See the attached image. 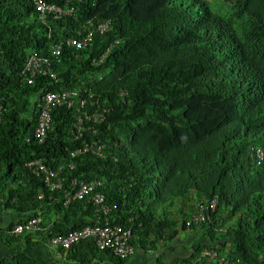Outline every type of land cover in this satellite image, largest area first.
Listing matches in <instances>:
<instances>
[{
    "label": "trees",
    "instance_id": "trees-1",
    "mask_svg": "<svg viewBox=\"0 0 264 264\" xmlns=\"http://www.w3.org/2000/svg\"><path fill=\"white\" fill-rule=\"evenodd\" d=\"M46 1L73 10L43 21L31 0H0V207L40 216L50 231L10 236L12 222L0 230V243L52 247V236L94 225L93 200L65 202L63 189L74 178L97 179L108 224L130 229L135 250L195 234L189 254L170 264H217L204 249L264 264V0ZM88 20H109V29L83 49L62 43L57 80L23 79L30 54L48 55ZM46 88L78 90L86 102L54 108L39 142L33 134ZM95 108L105 118L76 139V116ZM33 159L62 166L65 185L50 190L28 165ZM201 207L204 219L187 225ZM57 250L63 264H126L131 257L92 239ZM0 264L38 263L19 251Z\"/></svg>",
    "mask_w": 264,
    "mask_h": 264
},
{
    "label": "built area",
    "instance_id": "built-area-1",
    "mask_svg": "<svg viewBox=\"0 0 264 264\" xmlns=\"http://www.w3.org/2000/svg\"><path fill=\"white\" fill-rule=\"evenodd\" d=\"M31 1L39 13L40 19L42 20H46L49 15H52L53 18H60L63 14H65L63 13V8L55 3H47L45 0ZM69 11H72V8H70L67 13H70ZM107 28L108 22L94 23L92 20H88L86 26L78 32V35L69 38L67 43L77 48L84 47L93 39L96 33L102 35L105 33ZM59 51L60 45H54L51 47L52 56H56ZM54 59V57L50 58L48 56H40L37 53L30 55L22 71L26 74L27 82H33V77L38 73L49 74L50 77L55 79L56 75L51 70V64ZM76 95V91L69 90L62 92L47 91L42 95L38 120L34 129V137L39 142H43L47 137L48 130L50 129L51 112L53 108L62 104H66L68 107L72 106L74 104L73 98L76 99ZM79 103L82 106L85 103V100H81ZM3 110L4 107L0 102V119L3 114ZM103 119V111L95 110L92 114L85 111L83 115H78L75 119L72 125L71 133L76 139H79L83 136L86 129L91 128L90 123L100 122ZM85 125H87V127H85ZM89 147L94 149L97 154L101 155V144L92 143ZM85 148H87V146H85ZM257 153L258 158L263 156V151L261 149H257ZM28 165L34 173L43 177L50 189L61 185L63 178L59 176V169L62 168V166L55 169L45 164L41 159H33L28 162ZM71 184L74 185V187L77 186V190L69 197V199L88 196L91 200H93L95 205L100 206L103 212H107L109 210L108 206L103 205V194L94 192L96 187L100 184L99 181H79L77 179H72ZM210 205L211 209H213L215 206V200H212ZM203 219L204 208L201 207V209L194 216L188 219L186 223L187 225H190L191 223H198ZM40 223V216L29 218L25 222L13 226L9 234L17 236L29 231L39 230L41 229ZM130 236V229H124L121 225L108 224L106 221L103 226H87L80 230H73L65 235H55L50 239V242L54 245H60L64 248H68L82 239L91 237L95 239L96 244L101 248L113 245L114 252L124 259L130 256L134 251V247L128 244ZM202 255L217 260V264H239L238 262L228 259L225 256L217 257V253L214 250L204 249L202 251Z\"/></svg>",
    "mask_w": 264,
    "mask_h": 264
},
{
    "label": "crops",
    "instance_id": "crops-1",
    "mask_svg": "<svg viewBox=\"0 0 264 264\" xmlns=\"http://www.w3.org/2000/svg\"><path fill=\"white\" fill-rule=\"evenodd\" d=\"M29 215L30 214H22L0 207V230H5L10 223H18L21 220L26 219ZM55 219L59 221V218ZM47 232L48 229L43 228L38 232H33L31 236L36 239L37 237L42 238L47 236ZM27 234L28 233H25L22 236ZM195 237V234L181 235L179 238L180 241H175L171 245L168 243L152 252H146L142 249L135 250L134 254L128 259L126 264H170L173 259L181 258L189 254L188 248ZM19 251H25L30 256L35 257L38 264H63L61 259L66 256L65 254L64 256H61L58 251L55 252L54 248L49 246L43 247L42 245H36L30 247L26 244L11 246L0 243V260Z\"/></svg>",
    "mask_w": 264,
    "mask_h": 264
},
{
    "label": "clouds",
    "instance_id": "clouds-1",
    "mask_svg": "<svg viewBox=\"0 0 264 264\" xmlns=\"http://www.w3.org/2000/svg\"><path fill=\"white\" fill-rule=\"evenodd\" d=\"M46 1V0H45ZM47 2V1H46ZM31 3H32V1H31ZM50 3H52V2H50ZM33 4V3H32ZM34 6V5H33ZM35 8V7H34ZM70 8H72V10H73V7H69V8H67V9H64L63 8V13H65V14H63V15H68V14H70L71 13V11H69L70 13H67V11L68 10H70ZM36 10V9H35ZM37 11V10H36ZM37 13H38V11H37ZM62 15V16H63ZM38 16H39V13H38ZM61 16V17H62ZM49 17H51V18H53L52 17V15H49L48 17H47V19L49 18ZM40 18V17H39ZM46 19V20H47ZM55 19H58V18H55ZM42 20V19H41ZM43 21H45V20H43ZM93 21V20H92ZM94 22V21H93ZM102 22H108V28H107V30L109 29V20H105V21H102ZM95 23V22H94ZM98 23V22H97ZM86 25H84L83 26V28L85 27ZM82 28V29H83ZM82 29H79V30H77L76 31V33L74 34V35H72V36H69V37H67V38H64V40H61L60 42V44H56V45H60V49H61V44L62 43H66V44H69V43H67V40L69 39V38H71V37H75V36H77L78 35V32L79 31H81ZM107 30L105 31V33L107 32ZM104 33V34H105ZM96 34H98V33H96ZM95 34V35H96ZM104 34H102V35H104ZM94 35V36H95ZM99 36H102V35H100V34H98ZM94 38V37H93ZM93 40V39H92ZM92 40L87 44V45H89L91 42H92ZM69 45H71V44H69ZM86 45V46H87ZM54 46V45H53ZM73 46V45H72ZM86 46H84V47H81V48H77V49H83V48H85ZM75 47V46H74ZM111 47V45L108 47V49L107 50H109V48ZM50 53L48 54V55H41V54H39V53H37V52H34V53H37L38 55H40V56H48V57H50V58H52V57H54L55 59L52 61V64H51V70L55 73V75H56V78L54 79V78H52V77H50V75L49 74H42V73H38V74H36L34 77H33V81H34V79H35V77L37 76V75H48L51 79H53V80H57L58 79V77H57V74H56V72L54 71V69H53V67H54V65L56 64V63H58L59 62V60H58V57H57V55L56 56H52L51 55V47H50ZM106 53V52H105ZM105 53H103L100 57H99V61L100 60H102L103 59V57H104V55H105ZM33 54V53H32ZM32 54H30V55H32ZM29 55V56H30ZM29 56H28V58H29ZM27 58V59H28ZM27 59H26V61H27ZM25 64H26V62H25ZM25 64H24V66H25ZM24 66H23V69H24ZM23 69H22V71H23ZM21 71V74H22V76H23V79L27 82V80H26V74L25 73H23ZM28 83V82H27ZM32 83V82H31ZM47 91H52V90H49V89H45V91H44V93H46ZM62 91H66V90H62ZM62 91H53V92H62ZM69 91H76V93L78 92V90H74V89H72V90H69ZM43 93V94H44ZM42 94V95H43ZM88 96H90V93H88ZM42 97V96H41ZM76 99H74L73 98V100H74V104L72 105V106H75V105H79V107H81V108H84V105H85V103L81 106L80 105V103H79V101H81V100H85V102H86V99L85 98H81L79 95H78V93H77V95H76V97H75ZM40 103H41V100H40ZM60 106H66L67 108H71L72 106H70V107H68L66 104H62V105H60ZM39 107H40V104H39ZM58 107V106H57ZM56 108V107H55ZM54 109V108H53ZM95 110H98V111H103V114H104V109H102V110H99V108H95ZM39 111H40V109H39ZM53 111V110H52ZM85 111H87V112H89V110H87V109H83L78 115H83V113L85 112ZM52 113V112H51ZM39 115V114H38ZM77 115V116H78ZM77 116H76V118H77ZM75 118V119H76ZM104 118H105V114H104ZM37 120H38V118H37ZM51 121H52V115H51ZM75 121V120H74ZM37 123V122H36ZM74 123V122H73ZM96 123H99V122H94V123H90V125H91V128H88V129H86L85 131H87V130H92V129H94V125L93 124H96ZM73 125V124H72ZM35 126H36V124H35ZM85 127H87V125H85ZM35 129V128H34ZM72 129V128H71ZM34 135V134H33ZM35 138V137H34ZM98 144V143H97ZM93 151H94V149H92ZM95 152V151H94ZM96 153V152H95ZM97 154V153H96ZM99 155V154H98ZM100 156H103V152L101 151V155ZM49 166V165H48ZM51 167V166H50ZM74 179H77V178H74ZM72 180V179H71ZM71 180L68 182V187L69 188H67L66 189V187L63 189V197H64V199H65V202H69V201H71V200H75V199H84L85 197H88V196H84L83 198H70L69 199V197L71 196V195H73V193L77 190V186H75L74 187V185H72L71 184ZM77 180H81V179H77ZM94 180H97V179H94ZM82 181H85V180H82ZM88 181H92V180H88ZM97 181H99V180H97ZM64 182V179H63V181H62V183H61V185L60 186H58V187H56V188H53V189H50V190H55V189H59V188H61L62 186H63V183ZM100 182V181H99ZM65 185V184H64ZM101 185V182H100V184L96 187V189L99 187ZM48 186V185H47ZM49 187V186H48ZM50 188V187H49ZM95 189V190H96ZM95 190H94V192H95ZM99 193H100V191H99ZM102 194V193H101ZM104 196V195H103ZM89 198V197H88ZM105 198V197H104ZM90 199V198H89ZM93 205L95 206V208H96V214L94 215V225H87V226H90V227H94V226H103L104 224H105V222L107 221L108 223H109V219H108V217H107V213L109 212V210L107 211V212H103L102 210H101V208H100V206H98V205H95L94 204V202H93ZM32 217H36V216H31V215H29L26 219H24L22 222H18V223H16V224H19V223H23V222H25L27 219H29V218H32ZM103 219V224H101L100 222H101V220ZM15 224V225H16ZM112 225H119V224H117V223H111ZM14 225V226H15ZM87 226H83V227H81V228H79V229H74V230H80V229H82V228H84V227H87ZM123 227V226H122ZM43 228H46V227H42L41 229H39V230H42ZM48 231H50V228H49V226H48ZM10 230L11 229H9V231L8 232H10ZM39 230H33V231H29V232H26V233H33V232H38ZM73 231V230H72ZM71 232V231H70ZM69 233V232H68ZM23 234H25V233H23ZM23 234H21V235H23ZM67 234V233H66ZM10 235V234H9ZM58 235V234H57ZM62 235H65V234H62ZM10 236H13V235H10ZM55 236V235H54ZM53 237V236H52ZM51 237V238H52ZM51 238H49V241H50V239ZM90 239H92V240H95L94 238H91V237H89V238H85V239H82V240H80V241H85V242H88ZM80 241H78V242H80ZM77 242V243H78ZM51 243V242H50ZM95 243H96V241H95ZM52 244V243H51ZM74 244H76V243H74ZM73 245V244H72ZM71 245V246H72ZM52 246H58V245H54V244H52ZM60 246V245H59ZM70 246V247H71ZM62 247V246H61ZM62 248H64V247H62ZM69 248V247H68ZM68 248H64V249H68ZM134 252H135V248H134V251H133V253L130 255V256H132L133 254H134Z\"/></svg>",
    "mask_w": 264,
    "mask_h": 264
},
{
    "label": "rangeland",
    "instance_id": "rangeland-1",
    "mask_svg": "<svg viewBox=\"0 0 264 264\" xmlns=\"http://www.w3.org/2000/svg\"><path fill=\"white\" fill-rule=\"evenodd\" d=\"M52 248H54V251L57 252V247L56 246H52Z\"/></svg>",
    "mask_w": 264,
    "mask_h": 264
}]
</instances>
